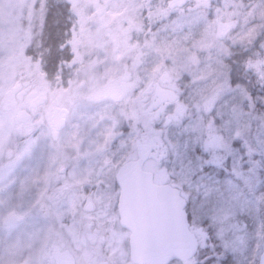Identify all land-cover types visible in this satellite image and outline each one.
<instances>
[{
	"label": "rangeland",
	"instance_id": "obj_1",
	"mask_svg": "<svg viewBox=\"0 0 264 264\" xmlns=\"http://www.w3.org/2000/svg\"><path fill=\"white\" fill-rule=\"evenodd\" d=\"M61 1L69 58L49 75V0H0V264H133L115 178L150 145L162 158L145 169L183 190L200 246L214 225L236 263L253 264L264 0ZM158 25L176 37L157 38ZM158 87L178 99L152 109Z\"/></svg>",
	"mask_w": 264,
	"mask_h": 264
},
{
	"label": "water",
	"instance_id": "obj_2",
	"mask_svg": "<svg viewBox=\"0 0 264 264\" xmlns=\"http://www.w3.org/2000/svg\"><path fill=\"white\" fill-rule=\"evenodd\" d=\"M189 1L174 0L172 5L182 7ZM121 89L119 102L127 94L126 82L121 84ZM166 94L167 101L178 99L175 93ZM65 113L67 109L57 108L52 114V125L57 131L66 125ZM151 152L149 149L138 159L125 162L116 174V184L120 189L117 205L119 223L130 232V260L133 264L185 263L197 255L200 241L191 230L187 200L181 191L170 185L156 184L154 174L144 170ZM92 210L93 205L89 204L87 211ZM59 264L75 262L64 259ZM258 264H264V239Z\"/></svg>",
	"mask_w": 264,
	"mask_h": 264
},
{
	"label": "trees",
	"instance_id": "obj_3",
	"mask_svg": "<svg viewBox=\"0 0 264 264\" xmlns=\"http://www.w3.org/2000/svg\"><path fill=\"white\" fill-rule=\"evenodd\" d=\"M49 3L51 8L47 17L46 33L48 44L50 47V55L47 58L48 60L45 69L49 75H53L57 71L59 64L64 60V58H69L68 47L64 46V33L68 28L63 27V21H66L67 19L70 5L66 3V1L61 0H49ZM56 14H60L59 17H57ZM157 28H159V25L157 27H154L152 31H156L159 33V29ZM176 33L178 32H175L173 29L166 28L157 35V38H165L167 42L169 39L173 40L176 37ZM259 92L260 94L256 97V111L259 116L264 117V90L260 89ZM257 159H260L262 164V167L260 169L261 183H264V153L259 154V156H257ZM260 191H263V194H260V198L258 199L260 201V206L262 209L259 213V217L262 236L264 239V189H261ZM187 211L192 228L195 225L193 222L190 203H188ZM204 224L205 225L203 228L209 232L210 239L209 244L200 246L196 255V259L198 260L197 264H237L236 260L232 258V254L229 251L228 246L223 245L220 238L218 237L216 227L208 223ZM263 239L261 238L258 249L259 251H261V253L263 251ZM261 253L257 255L253 264L259 263Z\"/></svg>",
	"mask_w": 264,
	"mask_h": 264
},
{
	"label": "flooded vegetation",
	"instance_id": "obj_4",
	"mask_svg": "<svg viewBox=\"0 0 264 264\" xmlns=\"http://www.w3.org/2000/svg\"><path fill=\"white\" fill-rule=\"evenodd\" d=\"M123 83V82H122ZM166 92H168L167 90H163V89H161V88H157V95H158V98H157V101H156V104H155V106H153L152 107V109H154V108H158V106H160V105H162V104H168V103H170V101H167L166 100V98H167V94H166ZM159 101H161V103H159L158 104V102ZM149 149H152V152H151V154H152V156H151V158L149 159V160H152V159H155V160H161V158H162V155L161 156H158L157 155V153H155L154 152V147H153V145H150L149 147H148V149H146L143 153H145V152H147ZM142 153V154H143ZM141 154V155H142ZM140 157V156H139ZM138 157V158H139ZM138 158H136V159H138ZM132 160H135V159H132ZM148 160V161H149ZM130 161V160H129ZM147 161V162H148ZM146 162V163H147ZM145 163V164H146ZM144 170H146L145 169V165H144ZM147 171V170H146ZM151 172V171H150ZM153 173V172H152ZM154 174V173H153ZM115 180H116V178H115ZM154 181H155V183L156 184H159V185H170V186H172V187H174V188H177V189H179L180 191H181V194H182V196L184 197V195H183V190L180 188V187H178V186H176V185H173V184H170V183H158L157 181H156V178H155V174H154ZM117 185V184H116ZM120 190V189H119ZM119 199V198H118ZM187 200V199H186ZM92 204V203H91ZM187 206H188V201H187ZM88 207V206H87ZM118 209V208H117ZM188 212V211H187ZM189 215V214H188ZM189 221H190V218H189ZM64 259H62V260H60L59 261V263L61 262V261H63ZM75 262V261H74Z\"/></svg>",
	"mask_w": 264,
	"mask_h": 264
}]
</instances>
